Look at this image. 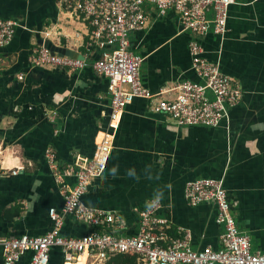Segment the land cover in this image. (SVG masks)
I'll return each instance as SVG.
<instances>
[{
	"label": "crops",
	"instance_id": "crops-1",
	"mask_svg": "<svg viewBox=\"0 0 264 264\" xmlns=\"http://www.w3.org/2000/svg\"><path fill=\"white\" fill-rule=\"evenodd\" d=\"M155 15L151 10L147 27L129 35L130 50L143 58V85L158 93L183 80L197 81L190 69L191 35L173 13ZM0 19L19 20L23 27L0 48V165L17 170L0 177V240L44 235L52 224L49 210L61 211L63 198L46 149L65 170L79 159H91L104 134H111L107 168L83 201L120 217L125 229L118 235L135 234L140 212L158 200L169 236L188 234L195 250L218 249L222 228L215 223L214 205L189 206L184 188L194 180L221 179L238 230L249 236L252 251L264 254V0H234L222 40L211 33L200 38L207 59L219 60L222 72L243 92L228 124L217 129L177 127L152 113L142 98L129 103L112 128L107 80L89 66L98 51L86 47L85 23L60 0H0ZM45 41L85 55L87 66H31L32 50ZM86 231L71 218L62 229L72 237ZM2 259L0 247V264ZM29 260L26 253L19 264ZM49 264L104 263L87 256L66 261L55 250Z\"/></svg>",
	"mask_w": 264,
	"mask_h": 264
},
{
	"label": "built area",
	"instance_id": "built-area-1",
	"mask_svg": "<svg viewBox=\"0 0 264 264\" xmlns=\"http://www.w3.org/2000/svg\"><path fill=\"white\" fill-rule=\"evenodd\" d=\"M60 3L85 23L88 51H98V59L89 66L107 80L112 128H116L114 122H118L135 98L149 101L152 113L168 118L177 127L217 129L228 124L230 110L241 102L243 92L232 77L222 72L219 60L207 59L200 38L211 33L222 40L227 33L228 8L234 0H60ZM151 10L156 14L154 19L173 13L182 30L191 35L190 69L197 81L183 80L158 93L143 85L140 78L143 58L130 50L129 35L147 27ZM20 28L23 27L19 20L0 19V48L8 45ZM83 57L81 60L60 56L41 45L32 50L29 63L33 67L77 70L87 66L86 56ZM169 91L174 92V97H165ZM111 150L112 135L104 134L91 159H79L65 170L59 168L55 154L49 148L45 150L46 162L63 198L62 209L49 210L52 224L44 235L0 240L1 264H19L26 253H30L28 264H49L55 248L66 261L86 255L104 263L113 255L132 253L140 264H264V254L252 251L249 236L238 230L221 179L194 180L184 188L189 206L214 205L215 223L222 228L218 249L206 246L195 250L190 246L188 234L169 236V221L161 214L158 200L148 202L147 208L140 212L135 234L118 235L125 229L120 217L90 208L83 201L92 182L105 172ZM8 174L17 175V170H5L0 165V177ZM67 178L72 180L71 184ZM67 218L85 226L86 233L64 236L62 229Z\"/></svg>",
	"mask_w": 264,
	"mask_h": 264
},
{
	"label": "trees",
	"instance_id": "trees-1",
	"mask_svg": "<svg viewBox=\"0 0 264 264\" xmlns=\"http://www.w3.org/2000/svg\"><path fill=\"white\" fill-rule=\"evenodd\" d=\"M95 59H98V56ZM55 250H59V249L55 248L51 252H53ZM50 256H51V254H50ZM137 261H138V258L135 254L127 253V254L113 255L108 260H106L104 262V264H136Z\"/></svg>",
	"mask_w": 264,
	"mask_h": 264
},
{
	"label": "water",
	"instance_id": "water-1",
	"mask_svg": "<svg viewBox=\"0 0 264 264\" xmlns=\"http://www.w3.org/2000/svg\"><path fill=\"white\" fill-rule=\"evenodd\" d=\"M43 46L45 48H47L53 54H58L60 56H68V57H71V58H78V59H81V60L84 59L83 56L77 54L76 52L68 50V49H65V48L56 47L53 44H51L50 42H48V41H45Z\"/></svg>",
	"mask_w": 264,
	"mask_h": 264
},
{
	"label": "bare ground",
	"instance_id": "bare-ground-1",
	"mask_svg": "<svg viewBox=\"0 0 264 264\" xmlns=\"http://www.w3.org/2000/svg\"><path fill=\"white\" fill-rule=\"evenodd\" d=\"M86 255H82L81 257H85Z\"/></svg>",
	"mask_w": 264,
	"mask_h": 264
}]
</instances>
